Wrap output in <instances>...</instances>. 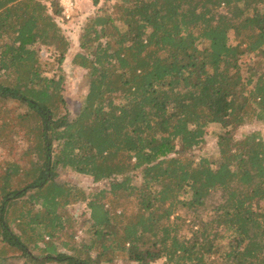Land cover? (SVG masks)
I'll use <instances>...</instances> for the list:
<instances>
[{
  "label": "trees",
  "instance_id": "obj_1",
  "mask_svg": "<svg viewBox=\"0 0 264 264\" xmlns=\"http://www.w3.org/2000/svg\"><path fill=\"white\" fill-rule=\"evenodd\" d=\"M104 2L72 59L87 92L71 119L64 76L48 75L70 50L60 6L0 0V105L38 120L0 164V264H264V139L236 135L264 125V0ZM212 125L218 160H195ZM60 170L103 186L57 182ZM216 194L205 221L198 211ZM122 201L136 211L118 214ZM78 203L90 215L80 242L68 213ZM188 220L199 228L180 237Z\"/></svg>",
  "mask_w": 264,
  "mask_h": 264
},
{
  "label": "rangeland",
  "instance_id": "obj_2",
  "mask_svg": "<svg viewBox=\"0 0 264 264\" xmlns=\"http://www.w3.org/2000/svg\"><path fill=\"white\" fill-rule=\"evenodd\" d=\"M77 9L76 14L71 21L73 24L72 26H66L68 29L67 36L69 37L70 41V50L67 54L66 60L63 63L61 70L55 68L52 71L50 70L49 76H64V83H63V91L62 94L64 95L66 99V106L62 109V113L64 110L69 111V117L73 119L77 112L79 111V108L84 100V96L87 92V71L83 70L81 68H76L72 65V59L73 57L80 51L79 48V39L80 34L82 30L80 31L79 27L84 26L88 19L94 17L98 12H100V9L103 10H109L111 9V4L104 2V0H99V4L95 5L94 0H79L76 2ZM78 26V30L75 29V25ZM68 25V24H67ZM65 29V26L63 27ZM72 30V31H71ZM69 32V35H68ZM43 58L45 61H48V59L52 58V52L46 48L42 47L41 51ZM254 59L253 56H244L242 58V62L244 65H247L248 63L252 62ZM52 61V59H51ZM9 112V114H8ZM29 112L26 105H22L18 102L11 101V102H4V104L0 105V130L3 128V121L8 120L9 124L6 128V130L3 132V138L6 140L5 142H2V145H0V164L3 162V160L9 159L10 155L15 154L16 152H21L20 150H15L14 142L16 141L18 143V146L26 147V143L24 140L28 139L27 131L30 129V124H35L38 120L35 117H31L32 120L30 122L25 121L20 123L17 114H27ZM32 116V115H31ZM18 133L15 135H11L9 132L12 129H18ZM218 131V127L216 125H212L206 133L205 140L206 142L196 148L192 153L191 156L195 160H199L201 157H208L212 160H218L219 157V150L217 147V139L215 137L216 132ZM252 132H260L263 139H264V125L257 123V124H251L246 125L239 129V131L236 133L238 138H241L243 135L252 133ZM5 136V138H4ZM3 140V141H4ZM12 140V141H11ZM31 140H34V135H32ZM57 182L60 183H68L71 185H76L78 187H81L85 189L87 192H92L96 190L97 188H100L103 186L102 184H95L93 183V179L90 177H86L83 175H79L74 172H70L67 170H60L58 172V177L56 179ZM220 197L218 194L214 195L211 200L208 202V206L206 208H201L198 211V214L201 216V218L205 221H210L212 219V213L210 211L212 205L219 202ZM135 207L130 202L122 201L117 208L118 214L121 212H125L126 214L130 215L133 212H135ZM68 213L76 220L77 222V229L80 231L79 234L77 233L75 236V240L77 242H80L83 238H86L88 233L85 230L86 225L85 222H87L89 218V210L87 208L86 203H78L68 208ZM180 215L186 216L184 211L179 212ZM190 227L193 228V231H197L199 228V224H192L190 223V220L187 221L186 225L181 226L179 230V236L183 237H190L192 235V232H190ZM225 233V230L223 228H216L214 231V234L223 235ZM200 235V234H199ZM48 240V239H47ZM225 242H223L224 244ZM59 251H63L61 246H57ZM124 256H119L115 264H132L128 263ZM166 262L165 259L160 260L158 262L152 263V264H164ZM16 264V262L12 261L9 264Z\"/></svg>",
  "mask_w": 264,
  "mask_h": 264
},
{
  "label": "built area",
  "instance_id": "obj_3",
  "mask_svg": "<svg viewBox=\"0 0 264 264\" xmlns=\"http://www.w3.org/2000/svg\"><path fill=\"white\" fill-rule=\"evenodd\" d=\"M55 1L60 6L62 21L67 23L73 21L77 9L76 2H78L79 0H55Z\"/></svg>",
  "mask_w": 264,
  "mask_h": 264
},
{
  "label": "crops",
  "instance_id": "obj_4",
  "mask_svg": "<svg viewBox=\"0 0 264 264\" xmlns=\"http://www.w3.org/2000/svg\"><path fill=\"white\" fill-rule=\"evenodd\" d=\"M39 1H41V2H43V3H45V4H47L48 6H49V0H39ZM62 15V14H61ZM56 22L58 23V25H60L61 26V28L63 29V31H64V33L67 35V32L66 31H68V29L66 28V26H72L73 24H70V23H72V22H63L62 21V18L60 17V18H57L56 17ZM68 24V25H67ZM65 26V29L63 28ZM78 24L77 25H75V29L76 30H78ZM82 27L83 26H81V28L79 27V29H80V31L82 30ZM72 31V30H71ZM68 35H69V32H68Z\"/></svg>",
  "mask_w": 264,
  "mask_h": 264
}]
</instances>
